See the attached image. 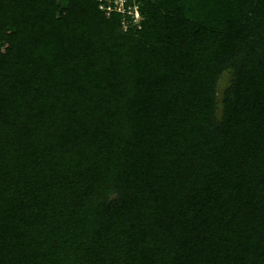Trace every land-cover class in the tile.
<instances>
[{
  "label": "trees",
  "instance_id": "trees-1",
  "mask_svg": "<svg viewBox=\"0 0 264 264\" xmlns=\"http://www.w3.org/2000/svg\"><path fill=\"white\" fill-rule=\"evenodd\" d=\"M133 4L0 0V264H264V0Z\"/></svg>",
  "mask_w": 264,
  "mask_h": 264
},
{
  "label": "rangeland",
  "instance_id": "rangeland-1",
  "mask_svg": "<svg viewBox=\"0 0 264 264\" xmlns=\"http://www.w3.org/2000/svg\"><path fill=\"white\" fill-rule=\"evenodd\" d=\"M58 4V29L56 34L48 40V43H56L61 39V27H62V14L64 11V0H56ZM88 2L89 0H81V11H82V43L81 51L85 53L87 50V19H88ZM226 77H223L219 83L218 90L219 92L226 85Z\"/></svg>",
  "mask_w": 264,
  "mask_h": 264
},
{
  "label": "built area",
  "instance_id": "built-area-1",
  "mask_svg": "<svg viewBox=\"0 0 264 264\" xmlns=\"http://www.w3.org/2000/svg\"><path fill=\"white\" fill-rule=\"evenodd\" d=\"M127 0H113V10L121 12L126 16L130 17V21L133 23H137L140 20L139 12L135 4L125 6ZM110 4L106 7V11L111 10Z\"/></svg>",
  "mask_w": 264,
  "mask_h": 264
}]
</instances>
